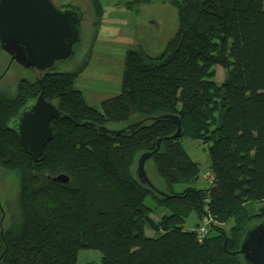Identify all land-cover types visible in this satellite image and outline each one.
I'll return each instance as SVG.
<instances>
[{
	"label": "trees",
	"instance_id": "obj_1",
	"mask_svg": "<svg viewBox=\"0 0 264 264\" xmlns=\"http://www.w3.org/2000/svg\"><path fill=\"white\" fill-rule=\"evenodd\" d=\"M169 1L178 27L165 51L151 57L127 50L121 92L101 110L75 87L76 71L57 69L42 83L21 78L15 91L0 89V169L18 180L16 196L0 201V264H76L82 248L102 254L85 264H245L238 252L244 234L264 219V0ZM88 2L100 18L101 1ZM216 66L226 71L221 83ZM41 90L78 125L54 118L53 139L35 162L8 123ZM162 114L179 117L180 137H170L177 124L167 118L120 135L97 129ZM85 121L95 127L81 126ZM186 136L208 147L213 180L205 188L194 186L201 165L185 149ZM144 152H152L147 162L163 183L155 186L170 196L139 180ZM59 174L69 180L54 181ZM192 212L211 219L201 241L200 223L184 228Z\"/></svg>",
	"mask_w": 264,
	"mask_h": 264
},
{
	"label": "rangeland",
	"instance_id": "obj_2",
	"mask_svg": "<svg viewBox=\"0 0 264 264\" xmlns=\"http://www.w3.org/2000/svg\"><path fill=\"white\" fill-rule=\"evenodd\" d=\"M104 12L100 18L95 14L88 0H61L80 6L86 14L82 23L80 42L76 45L74 56L66 61L58 62L61 71L78 72L75 87L82 91L87 103L101 110V103L121 92V78L124 71V56L129 49H142L151 57L160 56L167 46L169 39L178 27L177 10L169 0H100ZM97 21V22H96ZM0 59V74L6 72L0 80V89L15 91L16 82L21 78L33 79L32 72L18 63H10L9 58L2 54ZM215 80L221 83L226 78V71L216 66ZM182 143L187 152L201 165L199 179L194 186L205 188L208 181L204 171L208 167V147L200 140L183 137ZM145 170L150 181L162 187L163 183L156 174L151 162H147ZM17 177L13 172L0 169V201L13 199L18 190ZM187 185L176 184L180 190ZM154 206L149 197L145 201ZM162 212V213H161ZM169 213L161 210L160 216ZM156 220L158 214L152 215ZM195 212L186 219L184 228L193 229L198 223H203ZM231 222L220 223L228 227ZM147 235L153 232L146 229ZM102 254L97 249H79L76 264L99 263Z\"/></svg>",
	"mask_w": 264,
	"mask_h": 264
},
{
	"label": "water",
	"instance_id": "obj_3",
	"mask_svg": "<svg viewBox=\"0 0 264 264\" xmlns=\"http://www.w3.org/2000/svg\"><path fill=\"white\" fill-rule=\"evenodd\" d=\"M84 12L80 6L70 2L61 5L53 0H0V49L23 68L32 72L35 79L42 83L44 74L56 71L57 63L71 59L75 46L80 42ZM62 117L74 126L78 123L63 113L57 100L48 101L44 90L27 102L13 117L8 128L19 138L25 151L35 162L43 160L45 147L53 139L51 121ZM167 118L176 122L177 130L170 137L182 135L180 119L175 114H162L146 117L114 129L98 126L102 133L120 135L133 132L146 120ZM81 126L95 127L93 122H82ZM162 138L157 140V149ZM152 152L142 153L137 162L136 173L139 180L162 196H170L158 189L148 178L145 170ZM54 181L67 182L68 176L59 174ZM243 255L245 264H264V219L247 229L238 251Z\"/></svg>",
	"mask_w": 264,
	"mask_h": 264
},
{
	"label": "built area",
	"instance_id": "obj_4",
	"mask_svg": "<svg viewBox=\"0 0 264 264\" xmlns=\"http://www.w3.org/2000/svg\"><path fill=\"white\" fill-rule=\"evenodd\" d=\"M204 176L206 180L209 183H212L213 176L211 174V171L207 168L204 171ZM211 221V219L207 216L204 217V222L200 224V226L197 228V233H198V239L201 241L202 238L205 236V234L208 232V224Z\"/></svg>",
	"mask_w": 264,
	"mask_h": 264
},
{
	"label": "flooded vegetation",
	"instance_id": "obj_5",
	"mask_svg": "<svg viewBox=\"0 0 264 264\" xmlns=\"http://www.w3.org/2000/svg\"><path fill=\"white\" fill-rule=\"evenodd\" d=\"M55 3L57 4V6H59V5H61L62 3H64V2H61V3L55 2ZM9 61H10V56H9ZM13 62H15V61H12V62H10V63L12 64ZM6 72H7V71H6ZM32 77H33V75H32Z\"/></svg>",
	"mask_w": 264,
	"mask_h": 264
},
{
	"label": "bare ground",
	"instance_id": "obj_6",
	"mask_svg": "<svg viewBox=\"0 0 264 264\" xmlns=\"http://www.w3.org/2000/svg\"><path fill=\"white\" fill-rule=\"evenodd\" d=\"M199 240V239H198Z\"/></svg>",
	"mask_w": 264,
	"mask_h": 264
},
{
	"label": "crops",
	"instance_id": "obj_7",
	"mask_svg": "<svg viewBox=\"0 0 264 264\" xmlns=\"http://www.w3.org/2000/svg\"><path fill=\"white\" fill-rule=\"evenodd\" d=\"M152 236V235H151Z\"/></svg>",
	"mask_w": 264,
	"mask_h": 264
}]
</instances>
